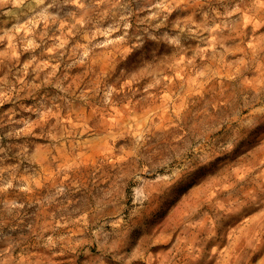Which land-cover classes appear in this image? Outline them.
<instances>
[{
	"label": "rangeland",
	"instance_id": "1",
	"mask_svg": "<svg viewBox=\"0 0 264 264\" xmlns=\"http://www.w3.org/2000/svg\"><path fill=\"white\" fill-rule=\"evenodd\" d=\"M0 264H264V0H0Z\"/></svg>",
	"mask_w": 264,
	"mask_h": 264
}]
</instances>
